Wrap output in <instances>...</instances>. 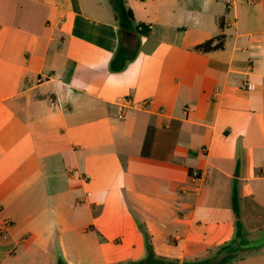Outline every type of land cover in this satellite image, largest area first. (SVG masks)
<instances>
[{"label": "crops", "instance_id": "1", "mask_svg": "<svg viewBox=\"0 0 264 264\" xmlns=\"http://www.w3.org/2000/svg\"><path fill=\"white\" fill-rule=\"evenodd\" d=\"M127 6L147 36L110 0H0V264L214 258L234 187L241 241L264 236V0Z\"/></svg>", "mask_w": 264, "mask_h": 264}, {"label": "trees", "instance_id": "2", "mask_svg": "<svg viewBox=\"0 0 264 264\" xmlns=\"http://www.w3.org/2000/svg\"><path fill=\"white\" fill-rule=\"evenodd\" d=\"M110 4L115 13V18L118 23L120 34L124 37L129 35H142L147 36L150 32V29L147 26H137L135 22L134 13L131 8L127 6V0H110ZM220 27L223 28V21H220ZM225 43V35H219L215 38H212L202 44H199L195 47V50L202 53H209L212 51L220 50L224 48ZM139 44H137L134 48L128 45H121L112 62H111V70L113 72L123 71L129 62L133 61L138 53ZM232 206L233 211L236 217V224L238 228V232L236 234V238L229 244L223 246L218 251L217 255L214 258H208L205 260H199L194 262H187L183 264H228L233 259L238 257V252L233 250V247L237 245L241 240H243V236L239 233V229L241 228V222L239 220L240 216V208H239V196L237 188L234 187L232 194ZM58 264H66L64 261L60 260ZM128 264H181L179 261L164 259L158 257L154 251L149 248L146 259L137 262H131Z\"/></svg>", "mask_w": 264, "mask_h": 264}, {"label": "water", "instance_id": "3", "mask_svg": "<svg viewBox=\"0 0 264 264\" xmlns=\"http://www.w3.org/2000/svg\"><path fill=\"white\" fill-rule=\"evenodd\" d=\"M262 246H264V236L254 240L240 241L237 245L233 247V250L238 252V251L256 249Z\"/></svg>", "mask_w": 264, "mask_h": 264}, {"label": "built area", "instance_id": "4", "mask_svg": "<svg viewBox=\"0 0 264 264\" xmlns=\"http://www.w3.org/2000/svg\"><path fill=\"white\" fill-rule=\"evenodd\" d=\"M255 88V86L254 85H252V84H248L247 86H246V90H252V89H254ZM125 102H128V101H125ZM76 173H78L77 171H75L74 172V174H76Z\"/></svg>", "mask_w": 264, "mask_h": 264}, {"label": "rangeland", "instance_id": "5", "mask_svg": "<svg viewBox=\"0 0 264 264\" xmlns=\"http://www.w3.org/2000/svg\"><path fill=\"white\" fill-rule=\"evenodd\" d=\"M264 248V247H263ZM262 250H264V249H262ZM229 264V263H228Z\"/></svg>", "mask_w": 264, "mask_h": 264}]
</instances>
